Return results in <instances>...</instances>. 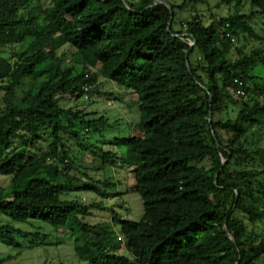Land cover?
<instances>
[{"label": "trees", "instance_id": "trees-1", "mask_svg": "<svg viewBox=\"0 0 264 264\" xmlns=\"http://www.w3.org/2000/svg\"><path fill=\"white\" fill-rule=\"evenodd\" d=\"M30 3L0 0V216L27 225L0 224V240L18 255L63 237L86 264H264V46H238L261 41L264 0ZM100 79L137 100L121 153L87 141L109 124L86 107L120 96ZM118 165L142 218L85 223L105 201L67 194L106 199L89 174Z\"/></svg>", "mask_w": 264, "mask_h": 264}, {"label": "rangeland", "instance_id": "rangeland-1", "mask_svg": "<svg viewBox=\"0 0 264 264\" xmlns=\"http://www.w3.org/2000/svg\"><path fill=\"white\" fill-rule=\"evenodd\" d=\"M50 0H31L30 6L24 9L23 13L27 15L29 12L37 10V7H46ZM193 13V12H192ZM188 15H191L189 12ZM258 33L262 35L261 41L249 40L248 42H240L238 46L244 45L247 51L254 48H262L264 46V29L257 26ZM67 62V60H65ZM257 71L264 74V68H258ZM37 81L32 79H25L22 83L21 89L23 92L27 91L30 87L36 84ZM112 88V89H111ZM99 90H115L119 91L120 96H115L114 99L110 101H102L98 104H93L87 106L91 112H97L103 114L108 120L109 127L105 129L101 135L88 134V142H92L103 149L105 152H116L121 153L124 151L123 147L119 145L120 140L129 139L139 135V111L136 97L131 94L130 91L119 90L114 87L113 84L100 79L99 80ZM2 91H0L1 99ZM18 96L22 95V92L18 90ZM62 105L67 107L70 106V101L66 97L64 98ZM238 106L232 108L230 117H234ZM226 115L223 113L220 117L224 118ZM91 157L86 156L85 166L89 169L94 166L91 161ZM84 171V170H83ZM87 172V171H86ZM76 177H81L82 180L86 181L85 177L80 175V173L72 172ZM89 174V173H87ZM90 177L95 180L94 186L101 188V192L107 193L108 197L98 198L90 191H74L67 194L66 199H82L80 201L85 205H90L92 202H99V200L105 201V206L108 211H98L94 216L85 218V223L93 225L99 223L100 221L106 223L110 219V214L112 211L117 212V215L125 221L138 222L143 215V206L139 196L130 189L133 185V175L130 170L126 167L118 165L116 168H110L103 173H91ZM109 180L110 185L103 187L100 183L103 179ZM9 177L0 176V185L5 186L8 182ZM81 184V182H77ZM93 198V199H92ZM119 205V207L117 206ZM112 210V211H111ZM0 224H9L18 229L25 230L27 225L18 224L11 222L8 218L0 216ZM43 229L51 231L52 229L48 226H43ZM52 243L46 247H40L33 250H23L17 255L8 242L0 240V258L11 257L6 264H86L79 262L74 255L73 244L69 240H65L63 237H57L50 239Z\"/></svg>", "mask_w": 264, "mask_h": 264}, {"label": "built area", "instance_id": "built-area-1", "mask_svg": "<svg viewBox=\"0 0 264 264\" xmlns=\"http://www.w3.org/2000/svg\"><path fill=\"white\" fill-rule=\"evenodd\" d=\"M193 44H194V43H192V42H189V46H190V47H192V46H193ZM84 91H85V92H88V88H87V87H85V88H84ZM237 93H238V94H240V92H239V91H237ZM85 99H86V100H90V98H89V97H87V96L85 97Z\"/></svg>", "mask_w": 264, "mask_h": 264}, {"label": "water", "instance_id": "water-1", "mask_svg": "<svg viewBox=\"0 0 264 264\" xmlns=\"http://www.w3.org/2000/svg\"><path fill=\"white\" fill-rule=\"evenodd\" d=\"M161 3L165 4V6H166L167 8H169L168 4H166L165 2H161ZM186 55H188V53H186Z\"/></svg>", "mask_w": 264, "mask_h": 264}]
</instances>
